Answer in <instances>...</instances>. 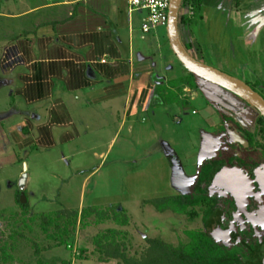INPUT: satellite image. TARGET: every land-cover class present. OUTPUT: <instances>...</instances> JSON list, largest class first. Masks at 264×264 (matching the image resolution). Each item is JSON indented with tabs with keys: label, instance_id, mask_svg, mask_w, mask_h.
Returning a JSON list of instances; mask_svg holds the SVG:
<instances>
[{
	"label": "rangeland",
	"instance_id": "1",
	"mask_svg": "<svg viewBox=\"0 0 264 264\" xmlns=\"http://www.w3.org/2000/svg\"><path fill=\"white\" fill-rule=\"evenodd\" d=\"M232 16L236 19L233 24L236 28L241 21L238 14ZM194 21L196 23V18ZM250 25V21L245 22L246 28ZM233 27L221 15H216L204 27L206 32L200 39L194 28H183L180 36L184 42H192L194 56L250 82L264 96V25L256 46L254 42L259 36L243 40L244 36H250V31L242 34L240 31L237 35ZM167 37V27H156L149 34L153 41L152 57L159 66L157 73L162 76L173 75L183 68ZM238 40L247 44L243 45L244 50ZM171 59L176 62L174 72L168 69ZM198 80L207 89L194 91L189 88L183 92L184 86L176 85L177 101H173L171 88L159 87L157 105L150 112L131 119V134L129 124L119 130L117 118L112 122L102 118L101 147L95 150L97 155L87 151L70 159V164L63 158L62 152L67 155L64 148L35 149L26 157L13 148L11 139H0V246L7 242L10 247L16 241L15 249L9 251L10 256L0 258V264H82L76 257L77 251L92 252L94 237L111 228L127 235L125 241L132 255L143 251L148 238L162 239L177 246L188 241L186 232L204 230L199 208L179 215L171 211L159 212L148 201L191 193L201 163L208 160L203 147L210 144L216 150L220 142L226 144L237 139V135L221 122V113L233 116L249 128L255 124L258 113L228 90ZM197 94V99L191 100ZM24 173L27 174L24 193L30 211L27 214H22L17 202V195L21 197L22 193L20 182ZM113 205L127 213L128 226L121 227L112 220L103 224L91 221L84 226L78 223L67 241L72 248H68L67 243L54 246L49 234L39 227L40 220L29 221L39 213ZM191 213L197 216L193 218Z\"/></svg>",
	"mask_w": 264,
	"mask_h": 264
},
{
	"label": "crops",
	"instance_id": "2",
	"mask_svg": "<svg viewBox=\"0 0 264 264\" xmlns=\"http://www.w3.org/2000/svg\"><path fill=\"white\" fill-rule=\"evenodd\" d=\"M147 16L126 0H0V139H11L26 157L64 148L70 164L87 151L97 155L102 118H117L119 130L129 124L131 134V119L157 105L159 87L171 88L173 97L179 84L183 92L207 89L184 66L170 76L157 73L154 28L142 30ZM169 64L174 72L176 62ZM76 257L117 264L79 251Z\"/></svg>",
	"mask_w": 264,
	"mask_h": 264
},
{
	"label": "trees",
	"instance_id": "3",
	"mask_svg": "<svg viewBox=\"0 0 264 264\" xmlns=\"http://www.w3.org/2000/svg\"><path fill=\"white\" fill-rule=\"evenodd\" d=\"M202 1L191 0L193 4ZM182 2L187 3L189 0H183ZM187 50L189 51L188 48ZM189 77L191 79L194 78L192 74H189ZM223 117L222 122L224 124L232 122L240 134L251 142L254 149L260 146L258 142L259 132L264 135V129L251 134L245 131L231 117H226L225 115ZM257 124L264 125V119L260 117ZM224 160L216 162L220 163ZM212 168L213 166L209 162L201 165L191 193L171 195L148 201L159 212L171 211L175 214L183 215L189 213V209L199 208L202 211L204 230L186 232L188 238L186 243L174 246L162 239L148 238L146 239L147 246L143 251L132 255L129 254L125 241L127 235L119 229L111 228L94 237V250L92 252L80 250L79 257H92L98 262L114 260L117 264H246L249 262L256 251V244H252L249 240L250 237H254L250 231L247 233L241 228L232 229L230 227L211 230L207 226V222L215 209L214 201L208 196L204 188L210 184L209 178ZM19 197L20 194L17 195L18 206L22 214H27L30 212L29 203L22 204L19 201ZM189 215L193 218L197 216L196 213ZM37 220H40L39 227L43 233L49 234L52 238L50 240L55 242L54 246L64 245L67 241L69 242L75 233L78 223H82L84 226L91 221L94 224H103L112 220L117 225L126 227L130 222L127 213L117 205L107 208L90 207L81 211L62 209L49 213H39L29 218L30 222L36 223ZM14 243L10 247L7 242L0 246L1 259L6 258V255L10 256L8 253L15 249ZM66 245L68 248H72L70 244L67 243Z\"/></svg>",
	"mask_w": 264,
	"mask_h": 264
},
{
	"label": "flooded vegetation",
	"instance_id": "4",
	"mask_svg": "<svg viewBox=\"0 0 264 264\" xmlns=\"http://www.w3.org/2000/svg\"><path fill=\"white\" fill-rule=\"evenodd\" d=\"M234 13L239 15L238 19L241 21V24H237L236 28L233 27V24L235 25L236 20L235 17L232 16V14ZM216 15H221L225 22H230V24L234 28V33L237 35L240 31L241 34L244 31H250V36L248 38H245L244 36L242 38L243 40H249L254 36H256L257 38V36H259L258 40L254 42V46L258 44L261 30L264 25V0H203L202 2L196 4H193L191 0H189V2L187 3L182 2L179 22L180 32L183 33L181 31L183 28H194L195 31L198 30L199 32V35L196 34L197 39H200L201 36L206 32V29H204V27L208 25ZM195 18L196 23L194 21ZM244 21L246 23L250 21L251 25L246 28ZM240 40L238 41L240 42ZM182 41L186 49L188 48L189 52L191 53L193 49L192 42H184V40ZM240 45L244 50L247 44L245 42H243V44L242 42H240ZM204 46H206V44H204ZM248 50L251 51L250 48ZM191 55L198 61H201L203 63L206 62L204 58H198L192 53ZM205 64L217 68V66L213 65L212 63L208 62ZM236 77L238 78L237 75ZM243 82H245L255 92H257V90L255 89L257 86L251 84L248 81ZM257 93L264 99V96L262 94H260L259 92ZM257 113L258 115L255 116V124L252 127L250 126V128L249 126L240 124L231 115L221 113L220 120L222 122L224 118L223 115H225L226 117H231L234 121L238 122L245 131H248L251 134H255L264 129V125L257 124L258 119L262 117L258 111ZM224 125L229 127V130L237 135V139L234 140V142L226 144H220V142V145L217 144L216 150L212 149L210 144H206L203 147L204 153L208 157V160H206L205 162H209L213 166L209 178L210 184L204 188L206 189L208 196L211 197L215 203L214 212L209 218L207 226L209 227V223L211 221H214L212 225L216 223L219 228H209L211 230H219L222 227H230L232 229L241 228L242 230L247 231V233L250 231L254 237H250L249 240L250 242H252V244H256L257 251L260 239L263 241L264 245V135L262 132H259L260 136L258 137V142L260 146L257 149H254L251 142L240 134L239 130L236 128V126L233 125L232 122L225 123ZM221 127L222 126H220L219 129L222 130ZM218 140L221 141L220 138H218ZM223 159H225L223 162H216ZM205 162H202L201 165ZM220 167H224L228 170L239 169L246 176L247 181L243 182L244 184H238V186L241 188L239 190L246 191L248 196L245 207L246 213L243 211H238L236 202L237 196H235V191L232 190V192L234 193L233 194L231 193V191H229L230 189L225 190L212 181L214 171ZM221 179L224 180L225 178ZM222 182L225 185H230V187H233L234 185L230 177L226 178ZM260 214H263V216L260 217ZM201 220L204 224L203 216Z\"/></svg>",
	"mask_w": 264,
	"mask_h": 264
},
{
	"label": "water",
	"instance_id": "5",
	"mask_svg": "<svg viewBox=\"0 0 264 264\" xmlns=\"http://www.w3.org/2000/svg\"><path fill=\"white\" fill-rule=\"evenodd\" d=\"M183 0H171L169 6V14H168V25H167V32H168V39L171 46V49L179 62L185 67V69L192 74L193 76L212 83L216 86L224 88L229 92L235 94L243 101L248 103L250 106L255 108L260 115L264 118V99L255 92L250 86H248L245 82L240 80L237 77H233L211 65L205 64L201 61L195 59L191 53L186 49L183 44V41L180 36L179 30V22H180V10ZM230 177L231 181L234 183L233 187L230 185L223 184L226 178ZM221 178H225L222 180ZM27 174L24 173L20 182V186L22 189L20 202L22 204L26 203L25 193L23 189L26 185ZM212 181L215 184L221 186L225 190H229L232 192L235 191L236 202L238 211H243L246 213V203H247V193L246 191L239 190L241 189L238 184H242L243 182L247 181L246 176L244 173L239 169H232L228 170L224 167H220L214 171L212 176ZM244 184V183H243ZM244 188V186H243ZM234 194V193H233ZM260 217L263 214L259 215ZM214 221L209 223V228L217 229L219 228L216 223L213 224ZM216 222V221H215ZM246 264H264V245L263 241L260 239L259 247L257 251L251 256L249 262Z\"/></svg>",
	"mask_w": 264,
	"mask_h": 264
},
{
	"label": "built area",
	"instance_id": "6",
	"mask_svg": "<svg viewBox=\"0 0 264 264\" xmlns=\"http://www.w3.org/2000/svg\"><path fill=\"white\" fill-rule=\"evenodd\" d=\"M131 9L146 10L148 16L145 19L142 30L150 32L155 27H167L168 14L171 0H126Z\"/></svg>",
	"mask_w": 264,
	"mask_h": 264
}]
</instances>
